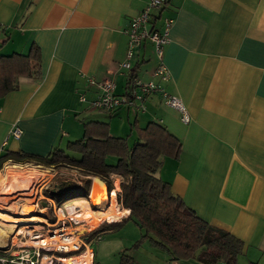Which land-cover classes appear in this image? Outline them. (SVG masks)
I'll return each instance as SVG.
<instances>
[{
  "label": "crops",
  "instance_id": "obj_1",
  "mask_svg": "<svg viewBox=\"0 0 264 264\" xmlns=\"http://www.w3.org/2000/svg\"><path fill=\"white\" fill-rule=\"evenodd\" d=\"M149 1L0 0V54H25L36 44L41 58L40 79L17 78V89L0 97V156L45 157L80 139L83 124L91 120L107 122L110 135L130 143L136 138L131 124L157 121L181 141L179 158H165L159 176L198 217L244 243L238 264H264V0H168L152 11L150 27L161 30L165 17L173 19L163 50L170 77L162 82L153 76L158 59L149 41L134 49L131 68L140 80L159 82L179 98L188 123L156 93L139 113L125 106L112 114L89 110L79 101V93L88 100L97 95L88 78L113 80L115 94L126 91L128 73L119 66L128 48L125 29ZM15 125L21 129L17 139L9 136ZM13 164L46 170L36 159L7 158L0 163V179ZM108 180L116 184L121 177L112 174ZM91 186L92 179L88 199H82L89 207ZM104 200L92 204L106 215ZM119 210L128 217L129 209ZM134 228L114 238L122 241L118 255L140 237ZM89 249L93 264H108L105 258L96 261ZM130 253L133 264H202L171 260L149 242Z\"/></svg>",
  "mask_w": 264,
  "mask_h": 264
},
{
  "label": "trees",
  "instance_id": "obj_2",
  "mask_svg": "<svg viewBox=\"0 0 264 264\" xmlns=\"http://www.w3.org/2000/svg\"><path fill=\"white\" fill-rule=\"evenodd\" d=\"M40 61V49L36 44H31L25 54H0V97L17 89V78L40 79ZM126 72V91L119 96L128 95L130 79L136 76L133 68ZM121 106L136 113L145 110ZM121 106L111 110L92 109L89 106L88 109L112 114ZM131 130L136 134L133 143H129L128 137L110 135L107 122L91 120L83 124V136L67 142L65 149L55 147L45 157L6 153L0 156V163L7 158L18 161L36 159L48 166L71 165L100 176L107 182L112 174L120 176L121 189L117 199L123 208L129 209L128 217L120 221H104L87 236V239H93L98 235L112 233L126 221L132 220L140 230V237L120 253L119 264H133L130 252L140 249L145 242L167 252L171 260L195 259L202 264H238L237 257L241 254L244 243L229 232L217 229L198 217L172 192L170 183L158 174L165 158H179L181 141L157 121H150L144 127H138L134 122ZM89 185L90 179L83 178L80 184L70 182L69 187L62 188L61 192L54 190L48 195L57 205H62L66 201L88 198ZM111 188L109 186L108 190Z\"/></svg>",
  "mask_w": 264,
  "mask_h": 264
},
{
  "label": "built area",
  "instance_id": "obj_3",
  "mask_svg": "<svg viewBox=\"0 0 264 264\" xmlns=\"http://www.w3.org/2000/svg\"><path fill=\"white\" fill-rule=\"evenodd\" d=\"M165 4L166 0H150L135 17L131 18L128 27L125 29L128 37V48L124 61L119 65L122 69L126 71L131 70L134 49L139 47L142 42L149 41L153 45L155 55L158 59V65L153 72V76L160 78L162 81L168 80L169 72L163 63V50L169 41L168 31L173 23V19L165 17L161 30L153 28L152 26L150 27L152 11L162 8ZM130 81L128 95L119 96L114 93L115 82L113 80L105 79L94 81L92 78H88L87 85H94L98 90V94L94 99L88 100L85 92L79 93V101L83 103L87 102L88 106L92 109L111 110L121 105H126L135 110H143L145 108V98L152 93H158L166 105L180 112V119L183 123L190 121V117L181 100L169 94L162 85L154 81H142L137 76H132ZM20 135L21 129L16 125L13 126L9 136L17 139ZM115 190L112 184V188L107 191L108 204H111L112 194L115 193ZM119 191L117 190V193L114 194L115 203L118 208H120L117 199ZM50 201L52 202V209L56 212V215L59 210H62L64 213L62 219H59L57 216L58 219L53 224L57 225L60 222L57 227H54V230H51L49 227L46 230H44V227L30 230L28 243H17L13 240L14 236L8 246L4 245L0 247V264H65L63 261L65 258L76 259L90 250L89 242H91V239H87V236L91 232L85 235H79L77 229L72 228L71 230V226L67 227L66 222H69V224L73 222L77 225L82 221H76L68 212L67 206L64 208L57 205L56 207L53 200ZM41 230L45 232H41ZM44 236L49 239L50 243H41ZM101 238L102 236L98 235L93 239L100 240ZM36 239L39 240L38 244L33 242ZM12 246L17 247V250H12ZM89 264H93L92 255Z\"/></svg>",
  "mask_w": 264,
  "mask_h": 264
},
{
  "label": "rangeland",
  "instance_id": "obj_4",
  "mask_svg": "<svg viewBox=\"0 0 264 264\" xmlns=\"http://www.w3.org/2000/svg\"><path fill=\"white\" fill-rule=\"evenodd\" d=\"M130 143H133V141H131ZM38 165L43 166L41 168L46 169V170H42L41 172L48 174L49 177L42 184L35 186L34 191H33V193H34L33 196H28V197L26 196V198L23 199V202L22 201L21 202L23 204H25L26 202L31 203V204H25L23 208L27 209L30 212V214H35L37 217H40L46 223L40 222V223H36V224H28V225H31L32 228H26L28 225H18L17 227H14L9 232V234H7V237H5V236L1 237L2 239L0 241V245L3 244L2 247L5 244L8 246L10 244V240L14 236L15 237L13 240L15 242H17V243L18 242L19 243L27 242L28 243L29 242V232H30V230H33V229H40V227H44V230H46L49 227L51 230H54L55 229L54 227H57V225L60 223L59 222L57 225H53L56 223L60 214H59V211H57V215H56V212L52 209V206L50 207V204H49L51 202L50 200H53V199L50 198V196L48 194L54 190L61 192L62 188L69 187L70 182H74L78 179L81 182V180L83 178H92L93 176H96V175L86 173V172H84V171H82L76 167H73L71 165H63V166H56V167L42 165V164H38ZM24 169H26V168H24ZM105 182H106V184H103V185H104V189H105L106 194H107L108 187L109 186L112 187V184H113V187H115V189H116L115 193H117V190L121 189L120 183L116 182V184H115L111 180H108V182L107 181H105ZM107 183H109V186ZM40 186H41L40 195H42V196H40L39 200L37 201V199L34 196L38 193ZM29 194L31 195L32 191H31V193H27V195H29ZM21 196L22 195H17L15 197L10 198L9 200L0 197V211L2 213L9 214V215H13L15 213V210L16 211L18 210V212H20L19 209L21 207H19V205H20L19 202H18V204H15V205L11 204V203L13 201H15L18 197H21ZM87 199L88 198H86L85 200H87ZM113 199H115L114 196H112V202H113ZM24 200H27V201H24ZM85 200L66 201L65 203L60 205V207L65 208V206H67V205H72L73 207H75V206L80 207L79 209H83L84 207H87L91 212H98L99 210H101L100 214H103L102 210L104 208H102L98 205H96V207H95V205L93 206V204H92L93 202L91 200L90 201L92 203L89 207V205L87 204V202ZM36 201H37V206L33 205V204H35ZM106 201L107 200H104L105 208L108 206ZM53 202H54L55 206L57 207V203L55 202V200H53ZM10 204L15 206V210L12 209V206ZM95 204H99V203H95ZM51 205H52V202H51ZM78 213L75 215H72V216L76 217L78 215ZM62 214L63 215L60 217L61 219L64 217L63 211H62ZM125 214H126V212H125ZM57 216H58V218H57ZM122 218H123V216H120L118 220H121ZM49 219H53V220H49ZM79 220H81L82 222L77 224V225H75L73 222L72 223L70 222L71 225L69 224V222H66V226L67 227L71 226V230H72V228H78L77 232L79 233V235H85L88 232H92L102 222L108 221L107 219H103V220L99 221L98 223H96V225L94 224L93 225L94 228L87 229L86 226L88 225V223L86 224V221H85L86 219L85 220L79 219ZM87 220L90 222L92 220V217L90 216V218H87ZM93 220H94V217H93ZM2 227H5V226L2 225ZM129 227L130 228L135 227L134 231L139 230L137 225L132 220H128L125 223H123L118 230L108 234L109 236H107V234H106L100 240H96V239L90 240L91 241V242H89L90 246L94 249V252L96 254V261L99 262V260L105 258V260L107 261L108 264H119L120 255H118L119 251L116 249H117L118 245H121L122 241H119V239H117V238L114 239V238L115 237H122L123 238V235L127 236V234L129 233L127 230ZM44 230H41V232H45ZM44 237H46V236H44ZM46 239H47V241L45 243H50L49 239L48 238H46ZM114 240L116 243L114 242ZM113 250L117 253L116 254L111 253V252H113ZM134 251H136V250H134ZM115 255H116V257H115ZM114 258H117V260H114Z\"/></svg>",
  "mask_w": 264,
  "mask_h": 264
},
{
  "label": "bare ground",
  "instance_id": "obj_5",
  "mask_svg": "<svg viewBox=\"0 0 264 264\" xmlns=\"http://www.w3.org/2000/svg\"><path fill=\"white\" fill-rule=\"evenodd\" d=\"M22 166H18L16 164L10 165L7 167V171L9 175H4L0 179V197L9 200L12 197H15L17 195H22L21 197H18L15 201H13L11 204H18L19 207H21L18 212V210H15V206H12V209L15 210V213L13 215L5 214L0 211V240L1 237H7V234L18 225H28V224H36L43 221L40 217H37L35 214H30V212L23 208L25 204H31L29 202H26L23 204V199L26 198V196H33L34 188L37 185L42 184L45 182L49 175L45 174L43 172H39L36 168V166L28 167L24 169ZM9 169V170H8ZM13 169L23 170V171H13ZM39 169V168H38ZM1 177V176H0ZM94 179V180H93ZM92 179V186L91 190L89 192V198L92 202L100 203L105 199V189L104 185L101 180L97 178ZM30 195H27V193H31ZM114 196V194H112ZM115 197V196H114ZM33 199V198H32ZM13 200V199H12ZM22 201V202H21ZM27 201V200H24ZM80 206V205H79ZM78 207H73L72 205H67V210L70 213V215H75L78 212V215L72 216L76 221H80L79 219L85 220L87 229L94 228L93 225L98 223L99 221L103 219H107L108 221H115L119 219L120 216L125 215L124 211H120L119 208L116 206L115 199H113V202L106 207L109 212H106V215H97L94 212H91L87 207H84L83 209H77ZM5 211V210H4ZM108 213V214H107ZM59 218L63 215L62 210H59ZM92 217V220L89 222L87 218ZM94 217V220H93ZM77 218V219H76ZM61 219V218H60ZM5 226V227H2ZM26 227V226H25ZM32 228L31 225H28L26 228ZM78 229V228H73ZM30 233V232H29ZM47 237H43V240H41V243L45 244L47 241ZM53 239V238H52ZM56 239V238H55ZM39 240L33 241L34 243H39ZM90 252H86L80 257H77L76 259H68L65 258L63 261L65 264H89L90 262Z\"/></svg>",
  "mask_w": 264,
  "mask_h": 264
},
{
  "label": "water",
  "instance_id": "obj_6",
  "mask_svg": "<svg viewBox=\"0 0 264 264\" xmlns=\"http://www.w3.org/2000/svg\"><path fill=\"white\" fill-rule=\"evenodd\" d=\"M94 178H97V177H94ZM93 179V178H90V180ZM98 179V178H97ZM108 191V190H107Z\"/></svg>",
  "mask_w": 264,
  "mask_h": 264
}]
</instances>
